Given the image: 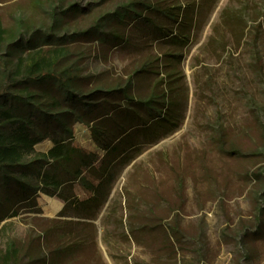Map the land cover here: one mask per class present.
<instances>
[{
  "label": "rangeland",
  "instance_id": "374dc122",
  "mask_svg": "<svg viewBox=\"0 0 264 264\" xmlns=\"http://www.w3.org/2000/svg\"><path fill=\"white\" fill-rule=\"evenodd\" d=\"M132 1L0 0V26L16 36L0 43V80L26 52L69 44L67 62L98 77V86L123 84L158 49L121 51L103 46L98 36L76 37L91 28L115 30ZM165 1L173 17L182 15V27L192 24L188 47L174 52L182 54L181 65L166 67L157 88L167 119L179 129L142 147L96 221L61 217L59 197L39 192L41 213L23 208L4 222L6 238L23 239L38 218L49 226L74 220L98 226L97 240L86 242L95 248L90 264H264V0ZM76 6L83 13L62 23ZM138 84L152 93L148 80ZM72 130L78 147L92 149L87 127L79 123ZM52 144L50 138L35 150L46 152ZM75 194L87 197L78 184ZM46 196L61 203L57 213L46 211ZM11 204L0 203V217ZM149 223L148 235L143 228Z\"/></svg>",
  "mask_w": 264,
  "mask_h": 264
},
{
  "label": "trees",
  "instance_id": "16d2710c",
  "mask_svg": "<svg viewBox=\"0 0 264 264\" xmlns=\"http://www.w3.org/2000/svg\"><path fill=\"white\" fill-rule=\"evenodd\" d=\"M82 13L77 6L69 8L64 14L68 20L62 23ZM190 27H182V15L173 17L165 0H135L123 8L115 30L99 33L91 28L76 37L84 42L98 36L103 46L121 51L157 48L123 84L98 86V77H87L79 66L67 62L69 44L26 52L0 80V203H12L7 215L0 217V264H90L95 248L92 251L86 242L97 240L98 235L93 222L55 220L49 226L38 218L23 239L6 238L4 222L19 217L23 208L41 213L39 192L59 197L63 218L97 220L113 200L121 173L139 157L142 147L154 146L180 127L167 119L157 88L164 84L168 66L181 65L182 54L174 52L188 47ZM15 40L11 31L0 26V43ZM165 58L169 64L164 66ZM142 80L154 85L151 94L145 95L147 91L138 84ZM79 123L88 128L92 149L75 144L72 129ZM50 138L51 149L35 150ZM76 184L86 198L78 199ZM128 203L133 199L128 197ZM151 223L144 225L147 234L153 230ZM172 231L177 235L175 226Z\"/></svg>",
  "mask_w": 264,
  "mask_h": 264
},
{
  "label": "bare ground",
  "instance_id": "6f19581e",
  "mask_svg": "<svg viewBox=\"0 0 264 264\" xmlns=\"http://www.w3.org/2000/svg\"><path fill=\"white\" fill-rule=\"evenodd\" d=\"M46 200L49 202V206L46 209L48 211V214L53 215L58 212V210L61 208V203L53 198H50L46 196Z\"/></svg>",
  "mask_w": 264,
  "mask_h": 264
},
{
  "label": "crops",
  "instance_id": "0c3cea01",
  "mask_svg": "<svg viewBox=\"0 0 264 264\" xmlns=\"http://www.w3.org/2000/svg\"><path fill=\"white\" fill-rule=\"evenodd\" d=\"M51 146H52V145H51ZM51 146L48 148V150L51 149ZM48 150H47V151H48Z\"/></svg>",
  "mask_w": 264,
  "mask_h": 264
}]
</instances>
